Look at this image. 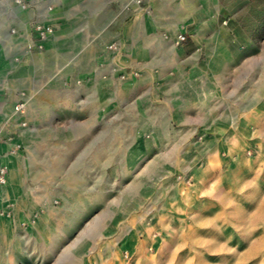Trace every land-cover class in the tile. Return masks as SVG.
Instances as JSON below:
<instances>
[{"label":"rangeland","instance_id":"rangeland-1","mask_svg":"<svg viewBox=\"0 0 264 264\" xmlns=\"http://www.w3.org/2000/svg\"><path fill=\"white\" fill-rule=\"evenodd\" d=\"M261 199L264 0H0V264H264Z\"/></svg>","mask_w":264,"mask_h":264},{"label":"crops","instance_id":"crops-1","mask_svg":"<svg viewBox=\"0 0 264 264\" xmlns=\"http://www.w3.org/2000/svg\"><path fill=\"white\" fill-rule=\"evenodd\" d=\"M211 97H214V98H219V95L218 93H215L214 91H212L211 93ZM258 96V95H257ZM252 99H257L256 97H253V98H250L248 99V104H256L257 102H252ZM263 99V93L260 92L259 94V101H261ZM264 202L263 199L259 200V202L257 203V205L255 206V208L259 209V210H264V204H262Z\"/></svg>","mask_w":264,"mask_h":264},{"label":"built area","instance_id":"built-area-1","mask_svg":"<svg viewBox=\"0 0 264 264\" xmlns=\"http://www.w3.org/2000/svg\"><path fill=\"white\" fill-rule=\"evenodd\" d=\"M183 39H184V34L179 33V35L177 37V40L180 41V40H183Z\"/></svg>","mask_w":264,"mask_h":264}]
</instances>
